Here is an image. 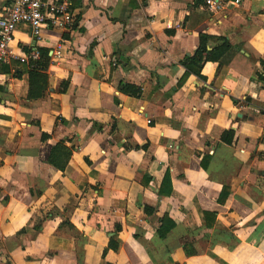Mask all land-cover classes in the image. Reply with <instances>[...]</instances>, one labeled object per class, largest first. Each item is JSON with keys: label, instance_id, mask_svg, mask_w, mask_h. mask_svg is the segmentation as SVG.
<instances>
[{"label": "crops", "instance_id": "crops-1", "mask_svg": "<svg viewBox=\"0 0 264 264\" xmlns=\"http://www.w3.org/2000/svg\"><path fill=\"white\" fill-rule=\"evenodd\" d=\"M212 1L69 0L71 26L17 29L48 89L0 61V264H264V0ZM203 34L230 48L179 86Z\"/></svg>", "mask_w": 264, "mask_h": 264}, {"label": "trees", "instance_id": "trees-1", "mask_svg": "<svg viewBox=\"0 0 264 264\" xmlns=\"http://www.w3.org/2000/svg\"><path fill=\"white\" fill-rule=\"evenodd\" d=\"M211 41H215L214 47L209 49V43ZM230 48L229 41L224 37H215L210 36L207 34H203L200 36V42L193 54L186 55L183 60L180 61V65L185 68V73L181 80L179 81L178 85L181 86L186 79L190 75H196L199 78H204L201 71L203 65L206 62H218L223 54ZM39 58L36 60H31L30 63L23 64V69L25 68V72L28 74L29 77V90H28V99L35 100L39 99L44 96L45 92L48 89V74L47 68L49 65V52L47 49L39 48ZM17 77L21 76L20 73H16ZM120 91L126 94H129L134 97H140L142 90L139 86L134 84H127L121 83ZM65 88H61V92H64ZM233 132L226 131L222 135V140L225 142H231V138L233 137ZM227 136H230L228 139ZM171 186L170 176L167 173L164 177L162 187ZM161 187V194L162 192ZM228 189L223 188V192L220 195L221 202H224L225 198L227 197ZM147 213L153 212V209L146 208ZM213 214L208 213V217ZM162 224L160 225L157 233L161 238H165L167 234L171 231L174 227V222L168 215H164L162 218ZM210 225V223H209ZM109 246L113 249H117V243L114 241L109 244Z\"/></svg>", "mask_w": 264, "mask_h": 264}, {"label": "built area", "instance_id": "built-area-1", "mask_svg": "<svg viewBox=\"0 0 264 264\" xmlns=\"http://www.w3.org/2000/svg\"><path fill=\"white\" fill-rule=\"evenodd\" d=\"M4 5L0 9V61H10L17 58L23 64L39 58L37 50L25 54H16L13 42L17 29L21 25L28 26L31 31L40 36L42 28L49 25L56 27H69L74 22L73 11L69 0H2ZM214 9L218 4L208 0ZM62 47L54 52L56 58L62 56Z\"/></svg>", "mask_w": 264, "mask_h": 264}]
</instances>
